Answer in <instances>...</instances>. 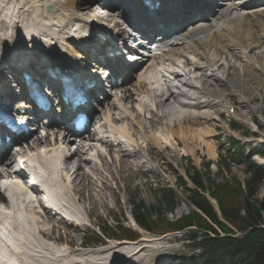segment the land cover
I'll return each mask as SVG.
<instances>
[{"label":"bare ground","instance_id":"bare-ground-1","mask_svg":"<svg viewBox=\"0 0 264 264\" xmlns=\"http://www.w3.org/2000/svg\"><path fill=\"white\" fill-rule=\"evenodd\" d=\"M209 1L203 0L205 5L199 2L194 4L191 0L183 3L186 7L183 13L185 17L194 12L196 14L197 11L209 10V13L199 16L193 26L188 25L192 27L185 31L183 39H189L191 43L187 46L179 42L172 44L170 53L160 60V57L143 59L133 70L136 75L132 76H137L136 82L122 84L116 89L114 99L96 117L98 126L94 132L82 134L75 143H72L73 139L68 134L59 140L57 136L53 140L54 134L49 137V133L44 137L36 136L27 142L26 151L17 153L19 156L30 157L34 167L43 174L52 206L69 216L72 221L81 222L85 218L79 205L81 202L86 204V198L89 199V215L100 207H108V201L102 194L104 190L111 189L110 180L120 181L125 171L145 167L148 162L152 163L151 170L155 171L159 168L156 162L158 156H163L164 150L171 149L178 154L180 142L186 144L194 141L191 140L193 135L197 140L207 138L202 129H197L198 133L194 134L193 127L185 125L186 122L206 123L209 121L205 118L207 116L194 115L186 110L190 107L202 110L210 106L209 98L226 94L221 90L223 81L229 87L233 85L228 78L217 79L214 74L206 72L211 67L221 70L219 56L231 55L232 46L240 47L248 56L264 54L261 50L256 52L262 47V43H254L253 33L255 28L258 29L260 37L264 39V3L254 4L261 0H252L249 4H245L246 0L240 3L226 0L217 14L210 12ZM107 3L113 8L116 5L112 0H107ZM50 4L55 10L47 13L44 7ZM90 5L87 0H0V71L7 66H17L14 57L18 56L17 60L22 55L29 59L31 56L35 58L37 54H43V58L48 59L47 62L43 61L47 67H51L55 59L59 66L70 70L74 69L72 64L85 66L87 57H84L81 49L89 41L83 37L74 39V25L79 29H91L94 26L85 15L92 8ZM77 11H82L83 14L80 16ZM233 12L237 13L233 15ZM113 13L114 16L124 15L120 10H113ZM220 20L223 22L219 25L217 21ZM106 23L111 26L115 24V19ZM97 25L105 23L100 21ZM119 30L122 31V28ZM40 35L42 37L39 38ZM199 35L201 37L198 38ZM188 53L203 62L187 59ZM189 65L193 67L194 73L201 71L200 76L194 78L203 85L199 94L208 98V102L200 103L192 97L188 101L179 100L169 87L167 91L155 93L147 86L150 81L155 83L166 76L179 81L192 73L186 72ZM229 75L230 72L227 77ZM182 84L192 85L188 81ZM178 95L182 98L186 96L182 92ZM145 97L149 102L144 101ZM177 113L181 115L178 116ZM58 134L61 136L62 133L59 131ZM68 144L78 145L77 150L68 153ZM45 146V150H42ZM102 146L107 147L108 154L102 150ZM184 148L186 149L185 146ZM91 151L95 152V158L101 160L109 177L103 175L102 168L93 162L92 157L85 156ZM17 155L0 166V178L12 169ZM62 158H65L63 162L60 161ZM132 158H139L140 161L135 162ZM72 170L74 171L70 174ZM92 173L101 182L99 191L93 192L96 178ZM1 190L2 188L0 192ZM10 191L13 205H10V209L0 207V264H112L119 257L134 258L144 250L134 249V243L129 242H119L115 253H111L112 247L82 253L80 247L70 249L68 246H56L49 241H60L62 238L54 237L50 232V215L36 210L35 203L23 197L16 186L12 185ZM112 194L115 197V193ZM2 201L0 193V203ZM67 229L69 233L65 240L69 241L68 244L75 243L77 239L71 234V230L79 231L80 227L71 225Z\"/></svg>","mask_w":264,"mask_h":264},{"label":"rangeland","instance_id":"rangeland-1","mask_svg":"<svg viewBox=\"0 0 264 264\" xmlns=\"http://www.w3.org/2000/svg\"><path fill=\"white\" fill-rule=\"evenodd\" d=\"M87 1L91 2V7L94 5V0ZM92 9L93 7L86 12L87 16L92 13ZM77 12L79 14L82 13V11ZM233 15H235V13H233ZM221 22L220 20L219 23ZM253 33L254 43H262V47L258 48L256 52L260 50L264 51V39L260 37L259 30L255 28ZM247 44L250 43L248 42ZM246 50L248 49L246 48ZM199 51L201 50L199 49ZM231 53L229 56L222 54V56L218 57L219 64H222L221 70L211 67L206 71L208 74H214L217 79L226 80L228 78L232 81L233 85L231 87L224 84L223 81L221 90L226 92V94L217 98L219 103H213L212 106L202 108V110L193 107L187 108L186 110L188 113L191 112L194 115L202 114L207 116L205 118H208L209 121L206 119V123L202 122L198 124L193 121H190L193 123H185L186 126L193 127L194 134L198 133L197 129H202L207 138L197 140L194 138L195 135H193L191 140L194 141L187 142L186 144L180 142L178 154L171 149L164 150L165 154L163 156H158L156 162L159 168L155 171L151 170L152 163L148 162L145 167H136L125 171L124 177L121 178L120 181L110 180L109 187L111 189L104 190L102 194L108 201V207L104 209L100 207L97 211L90 214L88 220L84 221L85 225L82 224L79 231L74 232V230H71V234L75 235L77 239L75 243L68 244L69 241L65 240L69 230L59 226L60 223L58 222L63 219L60 218L58 220L52 218L53 221H50L51 226H54L52 234L54 237L61 236L62 238L60 241L53 240L51 241L52 243L57 245L67 244L71 249H78V247L81 248L80 244L85 242L89 247H85L84 245V248L82 247L80 251H83L82 253H87L92 248L100 246L95 244L99 238L103 239L102 236L105 238L108 236L109 239H115L116 241L106 242L103 239L106 242L105 246L114 247L117 245L115 242H118V238H121L123 235V230H120L119 227H123V225L126 227L133 226V220H131L133 211L132 203L141 201L147 208H149V206L156 207L160 199L156 187L160 184L164 186H174L179 193L181 192L179 194L180 203L175 206V209L171 212L167 208H162L160 213L162 214V219H170L172 221L178 219L180 216L184 215V213H188L191 210V206L188 205L185 199V192H182L179 187H177V172L182 174L184 166L192 168L197 166L199 170L203 171L205 165L210 162L211 165L209 169L211 171V176L216 182H221L224 177L231 175L235 177V179L245 183L248 175L246 174L245 167L242 165L231 164V173H224L225 171L219 172V162L221 158L219 152L221 151V153L226 156L229 155L227 153V146L231 139H239L242 146L245 147L246 154H248L250 150L252 151L253 148H262L263 155H255L253 159L264 166V54L254 57L248 56L244 50L236 46L231 47ZM187 58L195 62H203L191 54H189ZM186 71L187 73L193 71V67L189 65ZM228 72H230V75L227 77ZM200 74L201 71L194 73V76H200ZM188 79L189 75H186L177 82H185ZM192 80L189 79L188 83L192 82L197 85L199 89L191 87L181 89L187 92L186 95L191 94L196 96L199 94L198 92H201L203 89V85L198 79ZM134 81H136V78ZM156 88L162 89V87ZM178 92H180L179 89L175 90L176 94ZM188 92H190V94ZM178 98L179 100L185 99L182 97ZM229 106L232 107L233 112L229 111ZM173 107L174 106H172V108ZM179 114L181 115V113H177L178 116ZM146 115L149 116V113ZM199 120L201 119L199 118ZM166 121H169V119ZM233 122L243 129L234 130L232 128ZM91 130H93V126ZM247 132H249V135L245 136L244 133ZM107 159L109 160V157H107ZM132 160L135 162L140 161L139 158H132ZM95 163L101 165L98 160H96ZM101 168L103 170V175L109 177L102 165ZM93 177H96L95 174H93ZM100 187L101 182L97 180L93 192L99 191ZM112 192L115 193V197ZM257 198L261 202L264 201V185H262V188L259 190ZM86 200H88L86 204L81 202L80 206L82 205L84 211L87 213L89 205L87 203L89 199L86 198ZM151 211L159 212L157 209H151ZM158 222L159 221H157V223ZM262 226H264V223ZM158 227L159 228L156 229L159 232L158 235L135 228L140 231L139 239L129 242L132 244L134 243V249L138 248V250H140L143 248L144 250L134 258L130 257L127 259L125 257H119L120 259L114 262L119 264H175L179 259L192 253L188 241L185 238L186 235L183 236L185 233L175 232L166 234V231L160 229V223H158ZM74 259L76 260V258Z\"/></svg>","mask_w":264,"mask_h":264},{"label":"trees","instance_id":"trees-1","mask_svg":"<svg viewBox=\"0 0 264 264\" xmlns=\"http://www.w3.org/2000/svg\"><path fill=\"white\" fill-rule=\"evenodd\" d=\"M233 127L242 128L235 124ZM232 145L237 152L221 156L219 172L231 173V164L242 165L248 175L245 183L231 175L216 182L211 176L209 164H206L203 171L195 167L186 171L196 188H187L180 179L186 198L195 209L191 208L179 219H162L160 214L162 208L172 212L179 204L172 189L162 190L156 207L147 208L141 201L133 203L135 220L148 231H158L157 221H160L164 230L185 233L194 254L184 259L182 264H264V201L257 198L264 185V168H260L251 155H245V148L239 141L232 140ZM205 193L216 202L220 215ZM127 233V237L137 238L133 232Z\"/></svg>","mask_w":264,"mask_h":264}]
</instances>
